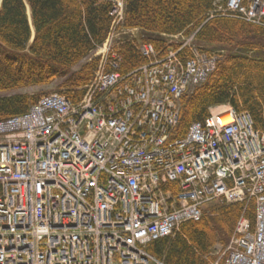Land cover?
Wrapping results in <instances>:
<instances>
[{
    "label": "built area",
    "instance_id": "1",
    "mask_svg": "<svg viewBox=\"0 0 264 264\" xmlns=\"http://www.w3.org/2000/svg\"><path fill=\"white\" fill-rule=\"evenodd\" d=\"M244 1L229 10L260 23L264 0ZM184 47L125 76L113 62L77 106L56 96L0 121V264H163L146 242L199 220L205 203L247 198L257 201L256 230L239 223L225 264H264V133L229 111L175 137L181 96L216 63L184 58Z\"/></svg>",
    "mask_w": 264,
    "mask_h": 264
},
{
    "label": "trees",
    "instance_id": "2",
    "mask_svg": "<svg viewBox=\"0 0 264 264\" xmlns=\"http://www.w3.org/2000/svg\"><path fill=\"white\" fill-rule=\"evenodd\" d=\"M29 5L35 39L27 16ZM111 3L98 0H3L0 10V93L44 86L64 79L59 87L72 101L93 78L94 59L76 68L108 37ZM216 0H127L123 27L142 31V42L166 53L169 37L197 32L198 46L213 45L227 51L206 84L181 100L180 129L209 116L213 105L230 103L249 112L257 128H264V27L238 18L216 16ZM174 45V44H173ZM121 72L148 63L136 43L120 47ZM40 97L28 94L0 96V120L28 111ZM252 222L255 203L207 204L199 221L186 223L174 238L149 247L167 264H212L215 247H225L242 216Z\"/></svg>",
    "mask_w": 264,
    "mask_h": 264
},
{
    "label": "rangeland",
    "instance_id": "3",
    "mask_svg": "<svg viewBox=\"0 0 264 264\" xmlns=\"http://www.w3.org/2000/svg\"><path fill=\"white\" fill-rule=\"evenodd\" d=\"M209 47H212V46H209ZM98 54L99 53H95L90 58L85 59L82 63H80L74 69V71H78L82 66H84L88 62L92 61ZM62 83H63V80H56L52 84H49V85H46V86L21 89V90L12 92L11 94H30V95H39V94L45 95L46 94L47 95V94H52V93H58V92H56V90H58V88L60 87V85ZM11 94H9V95H11ZM0 96H3V94H0ZM227 247L223 248V247L218 246L217 247V252H216V257L220 258L221 256H223L226 253V251H227Z\"/></svg>",
    "mask_w": 264,
    "mask_h": 264
},
{
    "label": "bare ground",
    "instance_id": "4",
    "mask_svg": "<svg viewBox=\"0 0 264 264\" xmlns=\"http://www.w3.org/2000/svg\"><path fill=\"white\" fill-rule=\"evenodd\" d=\"M225 121H223V126H227L229 123L232 122V120L230 119V117L227 115L224 117Z\"/></svg>",
    "mask_w": 264,
    "mask_h": 264
}]
</instances>
